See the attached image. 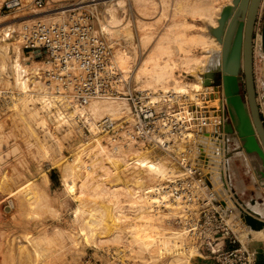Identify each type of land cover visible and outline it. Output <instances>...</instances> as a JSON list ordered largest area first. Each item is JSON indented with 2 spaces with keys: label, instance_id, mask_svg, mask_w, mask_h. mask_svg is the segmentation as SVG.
<instances>
[{
  "label": "rangeland",
  "instance_id": "1",
  "mask_svg": "<svg viewBox=\"0 0 264 264\" xmlns=\"http://www.w3.org/2000/svg\"><path fill=\"white\" fill-rule=\"evenodd\" d=\"M117 1L118 0H51L44 8L39 9V11L36 10L35 13L30 7H27L22 11L11 13L3 11L0 8V30H2L1 28L4 27L5 24L11 23L14 20V16H34L35 18H40L44 21L53 22L63 20L69 13L65 11L61 12L63 11L62 9L67 10L71 8H78L76 12L87 11L89 15L93 17L92 21L95 24L96 31L99 34H103L112 45L114 61L117 64L119 63L121 66L123 65L121 62L124 63L127 69H129H124L126 67L122 66V68L118 65L119 68L124 72L125 77H130L134 85L137 83L136 85L140 89L145 90L147 88H145L143 85L142 80L136 78L137 71L142 64L143 59L149 54L151 48L153 47L154 41L158 40L160 37L159 35L164 34L170 23H173L175 20L185 21L186 23L183 26L184 28H182V32H186L187 34L199 32L201 29L200 26H206V31L209 33L210 30L215 28L212 25L207 24L204 20L199 19L198 16L189 14L184 9L185 6H177V2L175 0H154L156 6H149L147 9L144 8L143 1L140 0H125V4L118 3L119 1ZM219 1L222 4L225 3V5H223L222 11L226 6L233 4V0L230 3H228V0ZM161 3L163 5H161ZM113 8H115V10ZM140 9L142 10L140 11ZM109 10L115 11L116 15L122 18V24L120 27H111L110 31L106 30L102 25V23L109 24L108 20L112 18L110 14L111 11L109 12ZM40 14H52L57 18H42L40 17ZM143 16L154 17L155 19L159 18L157 19L159 20L158 22L154 21L155 19L152 20V22H148V24L151 26L148 27V31L151 33L152 37H150V42H147V44H144V41H142V32L138 25L140 18ZM190 22H194L195 25L191 26V24H189ZM218 26L219 23L217 27ZM119 28L120 31L117 30ZM115 29L117 33L115 32ZM2 32L3 31H0V33ZM129 32H131L132 35H130ZM130 36L132 38L129 39ZM256 36H258V33ZM11 38L8 40L10 42L9 52L11 56H14V44L13 39ZM169 44L174 45L175 51L173 55L169 57L167 52L163 50L159 54V61L165 63L166 60L170 61L175 59L179 61V64L174 69V78H167L162 82L165 87L169 84V87H166V90L164 89L165 92L174 90L173 87L174 84H176L175 81L177 79L184 84L192 81H198V77L196 75H192V73L187 72V70L185 71V68L183 69L181 66L182 58H180L179 52L181 51H179V45L172 43L171 40L164 41L165 46H168ZM187 46L192 53L200 55L202 54V48L200 46H197L194 43L191 44L190 42L187 44ZM220 46L221 47L219 50L221 54L223 49L222 43H220ZM219 50L215 52V55H213L215 61H217L216 54H218ZM122 52L126 54H123ZM119 55L124 57L128 55V59L124 61H121L120 59L121 62L117 61V57ZM181 55H184V52H182ZM25 56L28 57V54H25ZM7 59H10V57H7ZM200 65L201 64L194 65V69L195 71L197 70V72L202 77H205L206 73L210 71V68L205 72H201L198 71V69L201 68ZM214 67L215 64L212 63L211 68L213 69ZM257 72V84L259 87L257 90L260 91L258 92V98L260 99L261 109H263V112L261 111V113L264 117V106L262 101V94H264L262 88V84L264 82L263 60L257 65ZM126 74L128 76H126ZM8 79V72L3 71L0 65V264H165L170 259V255H167L165 258H154L150 255L148 250H144V252L140 251L139 247L132 246L131 241L133 237H131V235L128 233L126 229L127 225L125 226L124 223L131 222L139 224L140 220L137 218L141 215V205L137 203L140 206L133 211L130 210L131 205L126 199L125 195L119 196V204L124 207L126 214L129 216L128 219L123 221L125 229L122 230V234L124 238L118 242L114 240H105L102 242V244L96 243L95 240L90 238H86L83 229L87 227L86 221L89 218V213L95 211L93 209L98 206L103 204L106 205L108 202L111 204V200H113V202L117 201L114 194L94 197L89 192L85 194L86 196H81L82 193L80 194L79 192L80 188L77 189L76 192L67 189V187L64 185V169H67V167L65 168L64 165L69 164L70 166L73 164L72 158L75 156V153L79 151L77 150V146L80 143L88 141L93 134L86 132L82 128L81 124L76 121L74 109H72V107L67 106V108L65 105H60L58 103V97L55 98V105L51 111H48V109H43L39 103L31 102L29 99H27L28 104H26V102L24 103L22 99H20L21 96L19 94L18 88L11 84ZM220 80V75L217 72L213 79V85L220 88L217 92V95H219V98L225 102L223 110L228 114L229 120L234 124L229 113V107L226 102L223 87L221 84H218ZM141 83L143 86L140 85ZM161 85L162 84L159 83L156 85L158 88L152 87V89H161L164 91L162 88H159ZM164 86L162 85L161 87ZM50 90L52 91V95H56L51 88ZM201 91L204 90L201 89ZM188 96L191 98L189 101H198V99L195 97V99L192 98L193 95L191 96L188 94ZM202 98L201 99L205 102V104L209 106L207 108L212 109V107H214V113H216L215 107H217V104L212 100H217L218 97L213 96V91L206 93L202 96ZM36 110H40V113L35 114L34 112ZM70 112L72 114H70ZM208 112H210V110H208ZM59 113H63L70 120L64 124V128L66 127L67 129H71V132L69 133L71 137L64 135L66 130L62 132L55 129L57 124L55 121ZM68 113L71 115V117L70 115H67ZM42 116L47 118V125H42V123H40ZM94 116L93 121H96L97 118H102ZM211 119L210 121H212ZM215 127L213 128L214 130ZM31 129L34 130L35 133ZM48 129L52 130L55 136H58L62 143L61 149H58L55 139L50 133L47 132ZM104 136L107 137L108 135ZM201 138V141H203V136ZM207 140L211 143V145L208 146L209 151H206V149L205 151L213 156L216 161L210 165L206 162L202 163L201 154L199 156V151L201 152L204 150V145H202V150H200L201 145L199 146V144L201 143L198 141L196 146V154H198L200 158V164L204 166L203 168L205 171H208L211 174H214V171L215 173L217 172V177H219L215 183L217 184V188H223L224 190L226 189L228 191L227 187L224 188L226 185L224 186L223 184L220 171L221 166L224 165V162L221 163L219 167V161L217 162L221 148L218 145L215 146V138L210 137ZM227 144V152L229 153V156L241 150L240 148L242 143L239 136H230L227 140ZM45 145L48 146L47 149H45ZM147 153L154 154L153 156H155V158L161 157L166 159L168 163L170 162L172 168H176L173 170V174L170 179L176 175L178 167H176L174 161L170 160L167 154L162 155V151L150 147L147 148ZM223 154L225 157V151H223ZM116 158L118 157L116 156ZM245 160V163L240 162L238 164L239 166L237 167H244V169L247 167L246 165L253 167L248 155H246ZM97 167V175H103L105 170L101 169L99 166ZM110 168L112 169L109 171L110 173L108 172V177H114V180L110 181V178H107L106 180L109 182V184H117L118 181L121 180L126 181L128 178H130V176L135 175L134 172H130L131 170L129 171L127 169L128 171L124 170V172L120 170V177L118 180L116 179L118 177V171H116L117 167ZM222 168L224 173L228 170L227 166ZM243 173L244 172L242 170V174ZM114 174L116 175L114 176ZM91 175V177L98 178L96 174V176H94L93 173ZM225 176L226 175H224V177ZM254 176L256 178V173ZM254 176L249 178L241 176L239 182H241L240 180H243V178H245L244 182H248L250 180L252 181ZM104 177H106V175ZM168 180L169 178L166 179V181ZM239 182H236V184ZM146 183L149 184V182ZM150 185H153V183H150ZM36 192L39 193L37 196L40 195L41 200L39 199L40 197L38 198L35 196ZM234 192L235 191L232 189V191H230V195H232ZM219 193L221 194L222 192L219 191ZM77 194L79 195L78 197L76 196ZM45 196H48L46 200L47 202L43 199ZM32 197H36L37 201L34 198L32 199ZM220 197L225 198L226 196L220 195ZM96 200L97 202L95 203ZM80 201L81 203H79ZM83 205H85L86 208ZM150 205L157 212L163 211L168 213V215L162 217V221L159 223V226L156 227V231L152 232V235L155 237V244L162 240V234L164 232L162 230L165 227L166 229L168 228L167 231L164 232L166 235H169L168 232L171 231L179 232V234L181 233V225L176 219V216L179 213L176 212L172 205L169 207L166 206L167 208L162 206L160 208L155 207L153 203ZM169 209L173 210L175 213H171ZM95 213L97 216L102 217L101 212L98 211V209L95 211ZM244 223L245 222H241L242 227H239L238 232L242 240H249L250 238L247 236L244 237L243 234L246 232L245 226L249 225L246 223L245 225ZM110 224L113 225L112 223ZM101 225L99 227L100 229L98 230V234L101 237H106L107 233L103 232L104 229ZM152 230H155V228ZM58 232H62V235H60L61 233L57 234ZM49 238H53V240H50ZM179 239V241L177 238L176 240H173L172 245L179 248L181 246L182 248V234ZM157 246L158 245L156 244V248ZM132 248H134V250ZM183 253L189 260V263L187 264H199L197 261H195V259L190 258L184 251Z\"/></svg>",
  "mask_w": 264,
  "mask_h": 264
},
{
  "label": "built area",
  "instance_id": "2",
  "mask_svg": "<svg viewBox=\"0 0 264 264\" xmlns=\"http://www.w3.org/2000/svg\"><path fill=\"white\" fill-rule=\"evenodd\" d=\"M50 1L0 0V8L11 13L30 7L35 13ZM77 9L65 10L69 13L61 21L35 18L16 32L28 58L43 63L42 78L58 103L74 109L76 121L86 132L108 135L125 145L158 149L175 162L176 175L153 193L157 196L153 204L175 207L182 249L190 258L215 264H256L251 240L240 238L242 224L234 217L235 206L225 204L211 173L204 170L196 154L199 138L210 126L204 101H189L190 97L180 92H156L134 85L114 61L112 45L96 31L93 17ZM202 96L199 93L198 98ZM114 98L127 100L128 113L106 115L93 122L90 103ZM262 190L264 193V186Z\"/></svg>",
  "mask_w": 264,
  "mask_h": 264
},
{
  "label": "bare ground",
  "instance_id": "3",
  "mask_svg": "<svg viewBox=\"0 0 264 264\" xmlns=\"http://www.w3.org/2000/svg\"><path fill=\"white\" fill-rule=\"evenodd\" d=\"M118 1H117L118 3H124V4L126 3L124 2L125 0H118ZM140 1H143V6L146 9L149 6H156L154 0H140ZM175 1L177 2V6H181V5L185 6L184 9L189 14L193 16H198L199 19L204 20L207 24H210L213 27H217L219 23V19L221 17L223 5H225V3L222 4L219 0H175ZM231 1L232 0H228V3H230ZM161 5L163 4L161 3ZM263 6H264V0L261 1L260 8ZM115 8L113 9L115 10ZM62 10L63 11L61 12L65 11L64 9ZM111 10H112V7H111ZM111 10H109V12ZM141 10L142 9H140V11ZM111 12L110 14L112 18L110 17L111 19L108 20L109 24L102 23L103 27L108 31L111 30V27H114V28L120 27V25L122 24L121 23L122 18L117 16L115 11H111ZM40 15H41L40 17L42 18H46V17H48L49 19L57 18L56 16L52 14H43V15L40 14ZM34 19H35L34 16L33 17L14 16V20L11 23L5 24V26L1 28L2 30L0 31H3V32L0 33V65L3 71L8 72L9 74L8 80L10 81L11 84H13L15 87L18 88L19 94L21 96L20 99H22L24 103L26 102V104H28L27 99H29L31 102L39 103L40 106L43 107V109H48V111H51V109L55 105V101H56L55 98L57 97L56 95H52V91L50 90L49 86L42 78V73L40 69L42 68L43 63L37 59H30L27 56H25V53L23 52V49H22L23 47L22 40L16 34V32L18 33L21 32L24 23L31 22ZM154 19H155L154 17H149V16H145V17L143 16L140 18V22L138 25L142 32L141 35H142V41H144V44H147V42H150V39H151L150 37L152 36H151V33L148 31V27H151L150 24H148V22H152V20ZM157 19H155L154 21L158 22L159 20ZM185 23H186L185 21L175 20L173 23H170L168 25L167 30L164 32V34L159 35L160 37L158 38L157 41H154V45L151 48L149 54L143 59L142 64L140 65L139 70L137 71L136 78H138L139 80L141 79L143 85L147 89H152V87L156 88L157 87L156 85L159 83H161L164 86L162 82L166 80L167 78L169 79L173 77V72H175L174 69L179 64V61L173 59L170 61L166 60L165 63H162L159 61V58H160L159 54L164 50L167 52V55H169L170 57L173 55L175 51L174 45L169 44L168 46H165L164 41L171 40L172 43L178 44L179 51H181L179 52L180 58H182L181 66L183 67V69L185 68V71L187 70V72L192 73V75L193 74L196 75L198 77V81H192V82H188L184 84L180 80L177 79L175 81L176 84H174V87H173L174 90L171 89L172 87L170 89L173 92H180V93H184L187 95L189 94L191 96L193 95L192 98L195 97L198 100H201V97L198 98L199 93H202L203 95H205L206 93L208 92L210 93L211 91H213L214 97L216 96L218 97L217 100H212L217 104V107H215L216 113H214V107H212V109L211 108L208 109L210 110V112L208 113H210L209 116H210V119L212 118L211 119L212 121H210V126L207 128L206 134L203 136V141H201L202 138H200L199 140V143H201L199 144V146L201 145L200 150H202V145H204V150L201 152L199 150L198 151H199V156L201 154L202 163L206 162L209 165L213 164L216 161L215 158L211 156L208 152H206V151H209L208 146L211 145V143L207 139L210 137L215 138L216 140L218 139L219 140L218 144H217V141H216V144L220 148H222L221 151H219V155L221 153H222L221 155H224L223 151H225V157H224L225 161L223 162L226 167L230 157L234 155L246 157V155L248 154L243 150H239L236 153H233V155L229 156V153L227 152V148H228L227 140L230 137L228 135V132L231 129L235 130V125H233V123L229 120L228 114L225 113L223 110V106L225 105V102L221 98H219V95H217V92L220 88L215 87L214 85L212 86V84L207 82L204 76L202 77L197 72V70L195 71L194 69L195 68L194 65L201 64L200 65L201 68H199L198 71L205 72L207 71V69L209 70V68L211 70L212 63L215 65L217 64L219 65L220 62L222 61V57L220 56V50H219L221 46L218 41V38L214 34V31L210 30V33L207 32L206 26H200L201 29L199 28L200 29L199 32H193L190 34H187L186 32H182L183 30L182 28H184L183 26ZM189 24H191V26L195 25L194 22L193 23L190 22ZM117 30L120 31V28ZM115 32L117 33L116 29H115ZM129 33L130 35H132L131 32ZM10 38L13 39L14 52H15L14 56H11L9 52L10 42L8 40ZM130 38L132 37L130 36L129 39ZM189 42L191 44L194 43L197 46H200L202 48V54L200 55V54L192 53L188 49V46H187ZM218 50L219 52L218 54H216L217 61H215L213 55H215V52ZM182 52H184V55H181ZM122 53L126 54L124 52ZM260 54L262 56L264 55L262 51L260 52ZM122 55L118 56L120 58L117 57L118 59L117 61H120V59L121 61L128 59L127 57L128 55L126 57ZM7 57H10V59H7ZM129 57L132 58L131 56ZM121 64H123L122 66L126 67L124 63L121 62ZM117 65H119V63ZM124 69H127V67ZM126 76L128 75L126 74ZM142 83L140 85H142ZM161 86L159 88H162L164 90L166 87H169V84L168 86L166 85V87L165 86L161 87ZM201 89H203L204 91H201ZM154 91L161 92L162 90L156 89ZM262 95L264 96V94ZM206 106L209 107L208 105ZM89 108L91 109L93 116L95 115L96 117H103L109 114L113 115L114 117H119L121 115L128 113L129 105H128V102L123 98L100 99V100L92 101L90 103ZM16 109H19V108H16ZM71 112L70 114H72ZM34 113L39 114L40 110H36ZM70 114L68 113L67 115H70ZM219 118H222L220 122H219ZM67 121H70V120L63 113L62 114L59 113L55 121L57 123L55 129H57L58 131H62V132L66 130L64 135L65 136L67 135V137L68 136L71 137L69 135V133L71 132L70 131L71 129H67L66 127L64 128L65 126L64 124ZM40 123H42V125H47L48 123L47 118L46 117L44 118V116H42ZM212 127H215V130ZM32 131L34 132V130ZM47 132L50 133L55 139L58 149H61L62 143L59 140L58 136H55L52 130L48 129ZM220 144L222 147L220 146ZM47 148L48 146L45 145V149ZM147 148L149 147H144L142 145H139V146L132 145V144L125 145L124 143L119 142L118 140L114 139L111 136L106 137L104 135L93 134L91 138H89L88 141L80 143L77 146V150L79 151L76 152L75 156H73L72 158L73 164H71L70 166L69 164L64 165L65 168L67 167V169H64V185L67 187V189L73 190L76 192H77V189L80 188L79 192L80 194L82 193L81 196L82 195L86 196L85 194L90 192L91 195L94 197L114 194V196L117 199L116 202H113V200H111L112 202L111 204H109L108 202V204L106 203V205H104L103 203L105 202H103L102 203L103 205L101 206H98L96 208L94 206L95 209L93 210L97 211L98 209V211L101 212L102 217L97 216L95 211L89 213V218L86 221L87 227L83 229V232L85 233L87 239L90 238L92 240H95L96 243L102 244V242L105 240L106 241L114 240L118 242L124 238L122 234V230L125 229L123 225V221L128 219L129 216L126 214L125 212L126 210L124 209V207L119 204V196L125 195L126 199L129 201L131 205L130 210L133 211L141 205L140 207L141 215L137 218L138 220H140L139 224L131 223V222L124 223L125 226L127 225L126 229L128 233L131 235V237H133L131 241L132 246L139 247L140 251L148 250L150 255L154 258H160V257L165 258L167 257V255H170V259L165 264H187L189 263V260L184 255L181 246L179 248V247L172 245L173 240H176V238L178 239V241L180 240L179 238L181 236V233L179 234V232L171 231L172 233L168 232L169 235H166L164 234V232L167 231L168 228L166 229L165 227L162 230L164 231L162 234L163 235L162 240L156 243L158 245L156 248L155 237L152 235V232L156 231V227L159 226V223L162 221V217L168 215V213L163 212V211L157 212L155 211V209L151 207L150 204H152L153 200H155V198L157 197L153 193L157 189L161 190V188L164 187V183L166 179L168 178L170 179V177H172L173 170L176 168H172V166L170 165V162L168 163L166 159L161 158V157L155 158V156H153L154 154H148ZM165 154L166 153H162V155H165ZM116 156L119 159L116 158ZM254 159L257 165L259 163H262L261 162L262 159L258 154H256ZM97 166L105 170V173L103 175H100V174L97 175V169H96L98 168ZM110 167L118 168V170L116 168V171H118V174H117L118 177L116 179L118 180L120 177L119 176L120 170H122V172H124V170L126 171L131 170L130 172H134L135 175L130 176V178H128L126 181L117 180L118 181L117 184H109V182L106 180L107 178H110V181L114 180L113 179L114 177L113 178L108 177V174L110 173L109 171H111L112 169ZM249 170L251 171L250 172L251 176H253L252 172H254V174L256 173L254 167H250V165H249ZM92 173L94 176L97 175L98 178L91 177ZM105 175L106 177H104ZM115 175L116 174H114V176ZM224 175H226V178L224 180L227 181V184L226 186L224 185L225 186L224 188L227 187L229 190L231 189L230 191H232V189L233 191H235V189L232 186H230V184L228 183L230 179L227 178V173L225 174L223 173V176ZM217 176L218 174L217 172L215 173V171H214V174H211V178L215 181V183L219 178ZM256 177L258 178V180H260L263 183L264 178L260 179L257 176V174H256ZM47 179L49 180L48 177ZM146 182H149V184H147ZM150 183H153V185H150ZM261 186L263 187L264 185H261ZM219 191L222 192L220 194L221 196L222 195L228 196L226 189L224 190L223 188H220ZM37 194L39 193L36 192L35 196H37ZM78 194L76 195L77 197L79 196ZM37 197L39 198L40 195ZM47 197L48 196H45L46 199L44 197L43 199L46 201ZM166 197L167 195L166 193H164L163 198H166ZM33 198L34 197H32V199ZM236 198L237 199L236 201H234V205L239 208L240 207L243 208L240 212V215H238V219H240L241 222H245V220H243L242 215L246 213L250 214V212H255L256 214L259 215L258 218L262 220L264 219V216L262 215L263 212L260 213L253 209L257 201L255 198L245 200L243 196H241V194H237ZM34 199H36V197ZM39 199L41 200V197ZM96 202L97 200L95 201V203ZM79 203H81V201ZM137 203L140 205H138ZM238 204L241 206H239ZM169 210L171 211V213H175L173 212V210L171 209ZM110 223H112L113 225H111ZM100 225L104 229V231L103 230L102 231L107 233L106 237L99 236L98 230L100 229L99 228ZM246 227L247 228L249 227L248 230L257 231L256 233L264 236V225H262L261 227H258V226L253 227L251 225L246 226ZM153 228H155V230H152ZM60 233L58 232L57 234L62 235V232ZM250 236L251 235H249V237ZM104 238H107V239H104ZM49 239L53 240V238L52 239L49 238ZM132 249L134 250V248Z\"/></svg>",
  "mask_w": 264,
  "mask_h": 264
},
{
  "label": "water",
  "instance_id": "4",
  "mask_svg": "<svg viewBox=\"0 0 264 264\" xmlns=\"http://www.w3.org/2000/svg\"><path fill=\"white\" fill-rule=\"evenodd\" d=\"M261 1L233 0L232 5L224 8L219 26L213 28L214 34L223 45L222 61L205 75L207 82L213 85V79L216 73H219L221 80L218 84L223 87L229 113L235 125V130H229L228 135L240 137V149L246 151L260 179L264 178V120L256 86L254 37ZM262 52L264 53V15ZM262 88L264 91V82ZM262 101L264 103V96ZM256 154L262 159L259 166L254 161ZM261 185H264V181ZM235 195L237 197V193ZM242 217L247 225H264V219L258 218L259 215L255 212L243 214Z\"/></svg>",
  "mask_w": 264,
  "mask_h": 264
},
{
  "label": "crops",
  "instance_id": "5",
  "mask_svg": "<svg viewBox=\"0 0 264 264\" xmlns=\"http://www.w3.org/2000/svg\"><path fill=\"white\" fill-rule=\"evenodd\" d=\"M264 6L260 8V15H259V21L256 24V32H255V38H254V66H255V73H256V84H257V65L260 64L264 58V55L262 56L260 54V52L262 51V26H263V15H264ZM258 33V36H256ZM221 55V54H220ZM257 89H259L258 84L256 85ZM258 92H260L258 90ZM261 95V93H260ZM261 106V105H260ZM264 106V105H263ZM261 111L263 112V109H261ZM222 118H219V121ZM264 120V117H263ZM213 126V125H211ZM214 128V127H212ZM217 144H218V139L216 140ZM222 142V141H221ZM216 144V145H217ZM222 144V143H221ZM220 144V146H221ZM222 147V146H221ZM222 149V148H221ZM221 151V150H220ZM222 154V153H221ZM219 155L218 156V167L221 165V163H223V161H225V159L223 160V155ZM245 157H241V156H232L229 158L228 163H227V167L228 170L225 171V173H227V178L229 177L230 181H228V183L230 184V186H232L235 189V192L230 195V190L228 189L227 194L228 196H226L225 198L222 197L225 201H226V205L227 206H235L234 205V201H236V197H235V193L237 192V194H241V196H243V198L245 200H249V199H256V204L253 207L254 210L262 213V215L264 216V193L262 190V186H261V181L258 180V178H255V174L254 172H252V175L254 176L253 180L248 181V182H244L246 177H252L251 176V171L249 170V165H246L248 167H237L239 166L238 164L241 163H245ZM225 167V164L221 166V178L222 181H224V176H223V168ZM241 168V170H240ZM242 170H243V174H242ZM224 173V174H225ZM245 177L243 178V180L241 179L239 182L240 177ZM236 182L242 183V184H236ZM235 184V185H234ZM226 185V184H224ZM229 200V201H228ZM234 217L238 218V215H240L241 209L237 206H235L234 208ZM239 220V219H238ZM241 221V220H240ZM246 227V226H245ZM257 231H250L248 230V228L246 227V232H244V237L247 236L249 237V235H251L250 238V246L252 248V250L255 253L256 256V264H264V236L259 235L258 233H256ZM246 233V234H245ZM255 239V240H254ZM197 263L199 264H215L213 262H208V261H202V260H198Z\"/></svg>",
  "mask_w": 264,
  "mask_h": 264
}]
</instances>
